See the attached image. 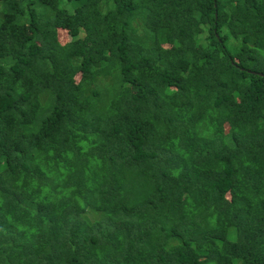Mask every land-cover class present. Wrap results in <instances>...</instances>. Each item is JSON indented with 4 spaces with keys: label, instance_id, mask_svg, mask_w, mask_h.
<instances>
[{
    "label": "trees",
    "instance_id": "1",
    "mask_svg": "<svg viewBox=\"0 0 264 264\" xmlns=\"http://www.w3.org/2000/svg\"><path fill=\"white\" fill-rule=\"evenodd\" d=\"M0 264H264V0H0Z\"/></svg>",
    "mask_w": 264,
    "mask_h": 264
},
{
    "label": "rangeland",
    "instance_id": "2",
    "mask_svg": "<svg viewBox=\"0 0 264 264\" xmlns=\"http://www.w3.org/2000/svg\"><path fill=\"white\" fill-rule=\"evenodd\" d=\"M78 36L79 37L82 36V32H80ZM57 40L60 42V44H64V43L68 42L70 40V38L68 37V35L64 31L58 30L57 31Z\"/></svg>",
    "mask_w": 264,
    "mask_h": 264
},
{
    "label": "water",
    "instance_id": "3",
    "mask_svg": "<svg viewBox=\"0 0 264 264\" xmlns=\"http://www.w3.org/2000/svg\"><path fill=\"white\" fill-rule=\"evenodd\" d=\"M258 75H260V74H258Z\"/></svg>",
    "mask_w": 264,
    "mask_h": 264
}]
</instances>
